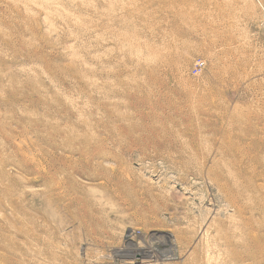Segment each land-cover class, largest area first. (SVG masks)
I'll return each instance as SVG.
<instances>
[{
    "label": "rangeland",
    "instance_id": "1",
    "mask_svg": "<svg viewBox=\"0 0 264 264\" xmlns=\"http://www.w3.org/2000/svg\"><path fill=\"white\" fill-rule=\"evenodd\" d=\"M263 112L264 0H0V264H264Z\"/></svg>",
    "mask_w": 264,
    "mask_h": 264
},
{
    "label": "bare ground",
    "instance_id": "2",
    "mask_svg": "<svg viewBox=\"0 0 264 264\" xmlns=\"http://www.w3.org/2000/svg\"><path fill=\"white\" fill-rule=\"evenodd\" d=\"M183 17V16H182ZM171 22V21H170ZM179 30V29H178ZM180 31V30H179ZM197 35V34H196ZM181 36V35H180ZM187 36V35H186ZM198 38V37H197ZM151 80H152V78H151ZM154 80V79H153ZM164 87V86H163ZM141 89V88H140ZM163 90V89H162ZM164 91V90H163ZM173 91H175V90H173ZM172 91V92H173ZM214 92V91H213ZM146 93V92H145ZM185 94V93H184ZM179 95V94H178ZM160 96V95H159ZM181 96H184V95H181ZM212 96H215V95H211L210 93H209V95L208 96H206V97H200L201 99V101L202 102H209L210 100H211V97ZM134 97V96H133ZM146 97H148V96H146ZM167 97V96H166ZM166 97H164V96H161V97H159V100H164V102H168V99H166ZM128 98H129V96H128ZM168 98V97H167ZM189 98V97H188ZM187 98V99H188ZM151 99L152 98H143L142 100H141V106H143V107H151L152 106V101H151ZM214 99V98H213ZM212 99V100H213ZM199 100V101H200ZM151 101V102H150ZM170 101V100H169ZM138 103V102H137ZM170 103V102H169ZM212 104V103H211ZM169 105H171V104H169ZM134 106V105H133ZM132 106V107H133ZM156 107H159V108H162L163 107V105H161V104H157V105H155ZM175 106V105H174ZM171 107V106H170ZM200 108V107H199ZM154 109V108H153ZM154 111V110H153ZM164 113H165V111H164ZM264 113V112H263ZM145 114H147V113H145ZM249 114V113H248ZM154 115V114H153ZM251 115V114H250ZM157 116H158V114H157ZM141 117V116H140ZM145 117V116H144ZM210 117V116H209ZM154 117L152 116V119H153ZM252 118V117H251ZM255 118H256V116H255ZM247 119H249V117L247 118ZM92 121V120H91ZM259 121V120H258ZM263 122V121H262ZM251 123V122H250ZM251 125V124H250ZM261 125V124H260ZM121 126V125H120ZM109 128V127H108ZM122 128H124V127H122ZM249 128H251V127H249ZM112 129V128H111ZM121 129V128H120ZM121 130H123L124 131V129H121ZM114 131V130H113ZM252 131V130H251ZM110 132H112V131H110ZM121 132V131H120ZM101 133V132H100ZM112 133H114V132H112ZM126 133V132H125ZM124 133V134H125ZM250 133V132H249ZM116 134V133H115ZM113 135V134H112ZM112 138H113V136H112ZM252 138V137H251ZM113 139H115V136H114V138ZM112 139V140H113ZM256 139V138H255ZM259 139V138H258ZM257 139V140H258ZM116 140V139H115ZM261 140V139H260ZM264 140V139H263ZM120 141H121V139H120ZM130 141H132V140H130ZM117 142H118V140H117ZM122 142V141H121ZM129 142V141H128ZM104 143V142H103ZM102 143V144H103ZM115 143V142H114ZM131 143V142H130ZM98 144V143H97ZM96 144V145H97ZM112 144H113V142H112ZM126 145H127V143H125ZM264 144V143H263ZM121 145V144H120ZM259 145V144H258ZM262 145V144H261ZM107 146H108V144H107ZM124 146V145H123ZM131 146V145H130ZM130 146H128L127 145V147H130ZM98 147H99V145H98ZM101 147V146H100ZM99 147V148H100ZM98 148V149H99ZM58 149V148H57ZM76 149V148H75ZM102 149H103V147H102ZM110 149V148H109ZM115 149V148H114ZM122 149V148H121ZM254 149V148H253ZM104 150H105V148H104ZM128 150V149H127ZM100 151V150H99ZM119 151V150H118ZM123 151H125V150H123ZM94 152V154H93V157L94 158H97V159H102V160H106L107 162H110V161H112V160H114L115 158H117V155H112V154H104V153H99V152H95V151H93ZM55 155V154H54ZM62 156H63V154H62ZM61 156V157H62ZM64 157V156H63ZM55 158V157H54ZM57 159V158H56ZM70 159H72V156H71V158ZM81 159V158H80ZM65 160V159H64ZM92 160V159H91ZM118 160V159H117ZM53 161V160H52ZM52 161H51V163H52ZM69 161V160H68ZM87 161V160H86ZM70 162H72V160L70 161ZM84 162V161H83ZM93 162V161H92ZM66 163V162H65ZM85 163V162H84ZM87 163V162H86ZM53 164V163H52ZM69 164V163H68ZM71 164V163H70ZM78 164V163H77ZM92 163H90V165H91ZM99 164V163H98ZM107 164V163H106ZM50 165V164H49ZM54 165H55V163H54ZM60 165H61V161H60ZM63 165H65V164H63ZM66 165H67V163H66ZM65 165V166H66ZM87 165V164H86ZM56 166V165H55ZM58 166V165H57ZM56 166V167H57ZM65 166H63V167H65ZM70 166V165H69ZM88 166V165H87ZM92 166V165H91ZM56 167H55V169H56ZM44 168V167H43ZM58 168V167H57ZM46 169V168H45ZM44 169V170H45ZM59 169V168H58ZM69 170V169H68ZM57 171V170H56ZM58 172H60V171H58ZM75 172V171H74ZM73 172V173H74ZM99 175V174H98ZM60 176V175H59ZM100 176V175H99ZM57 177V176H56ZM119 178V177H118ZM64 181H66V180H64ZM109 181V180H108ZM115 181V180H114ZM106 188V187H105ZM135 249V248H134ZM135 251V250H134ZM136 254V255H138L139 254V256L140 257H142V258H144V259H150V258H154V256H153V254L152 253H150V252H147V251H135V252H132L131 254ZM129 255V254H128ZM135 256V255H134ZM136 257V256H135ZM130 258V257H129Z\"/></svg>",
    "mask_w": 264,
    "mask_h": 264
},
{
    "label": "built area",
    "instance_id": "3",
    "mask_svg": "<svg viewBox=\"0 0 264 264\" xmlns=\"http://www.w3.org/2000/svg\"><path fill=\"white\" fill-rule=\"evenodd\" d=\"M203 67H204V63L201 60L197 61L194 67L195 73H199L200 71H202Z\"/></svg>",
    "mask_w": 264,
    "mask_h": 264
}]
</instances>
